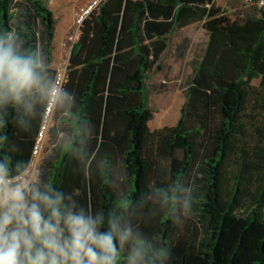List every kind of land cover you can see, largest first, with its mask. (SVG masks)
Here are the masks:
<instances>
[{"label":"trees","instance_id":"obj_1","mask_svg":"<svg viewBox=\"0 0 264 264\" xmlns=\"http://www.w3.org/2000/svg\"><path fill=\"white\" fill-rule=\"evenodd\" d=\"M223 17L216 0H106L82 25L65 87L94 126L100 154L123 161L128 184L86 183L62 149L44 169L54 187L104 210L121 194H150L152 181L164 188L180 179L196 197L189 217L177 224L160 210L136 218L153 238L164 232L171 264H264V14ZM197 24L208 40L190 62L180 119L153 132L149 75L171 36ZM56 26L49 0H0V31L20 34L25 48L41 46L49 66ZM41 124L24 130L10 119L0 129L19 147L16 159H33Z\"/></svg>","mask_w":264,"mask_h":264},{"label":"clouds","instance_id":"obj_2","mask_svg":"<svg viewBox=\"0 0 264 264\" xmlns=\"http://www.w3.org/2000/svg\"><path fill=\"white\" fill-rule=\"evenodd\" d=\"M24 44L14 30L0 31V129L11 119L29 130L36 120L44 123L51 108L55 135L48 158L62 149L86 183L99 176L114 190L128 184L123 161L100 154L94 126L79 114L63 70L50 69L41 46ZM59 120L67 122L66 130ZM19 151L7 133L0 134V264H121L122 257L123 264H171L164 232L153 238L136 218L148 221L160 210L177 224L181 215L189 217L196 197L180 179L164 188L152 181L150 194H121L114 208L93 209L46 180L39 160L16 159Z\"/></svg>","mask_w":264,"mask_h":264},{"label":"rangeland","instance_id":"obj_3","mask_svg":"<svg viewBox=\"0 0 264 264\" xmlns=\"http://www.w3.org/2000/svg\"><path fill=\"white\" fill-rule=\"evenodd\" d=\"M60 1L64 2L65 0H49V7L54 12L55 18L57 19L52 45L53 61L50 64V69L52 70L60 66H65L67 59H69L70 49L63 50L61 44L69 33L73 31L75 19L81 8L78 6L76 0L73 5L69 7L64 16ZM216 4L221 7L223 11L224 23L241 20L247 15H256L259 11L256 6L248 5L241 0H216ZM64 17L68 20L69 25L62 34L61 26ZM188 33L195 39V44L191 51L192 58L188 59L183 64H168V62L162 61L159 67L149 75L147 82L150 87V108L153 110V119L149 126L153 132L165 127H173L179 121L181 109L185 104L184 91L187 88L192 73L190 62L202 51L207 43L208 36L202 24L194 25ZM60 127L66 130L65 126L60 125ZM51 132L52 131H49L48 133L39 157L35 158L42 163L43 170L46 169L47 161L56 160V154L48 158L49 153L52 151L51 144L54 139L51 136ZM163 165H165V162H163Z\"/></svg>","mask_w":264,"mask_h":264},{"label":"built area","instance_id":"obj_4","mask_svg":"<svg viewBox=\"0 0 264 264\" xmlns=\"http://www.w3.org/2000/svg\"><path fill=\"white\" fill-rule=\"evenodd\" d=\"M243 3H246L248 5L256 6L259 11H261L264 14V0H241ZM106 2V0H86L84 4L78 2V6L81 7L79 13L77 14V17L74 22V27L73 31L69 33L67 38L62 42L61 46L63 50L65 49H70L69 53V59L66 61L65 66H60L57 69H62L63 72L62 74H65L67 76V71H68V66H69V61L71 58V53L72 50L75 46V44L79 40L80 32L83 23L85 20L94 12L99 10V8ZM61 48V49H62ZM54 70L55 71L57 70ZM51 112V108H49L48 113H45L44 117V123L41 124L40 130L38 132V135L36 137L34 149H33V159L38 158L45 140L47 139L48 133H49V127L50 125L48 124V115Z\"/></svg>","mask_w":264,"mask_h":264},{"label":"crops","instance_id":"obj_5","mask_svg":"<svg viewBox=\"0 0 264 264\" xmlns=\"http://www.w3.org/2000/svg\"><path fill=\"white\" fill-rule=\"evenodd\" d=\"M76 0H65L64 2H61V8L63 11V15H66V11L73 5V3ZM77 2H80L84 4L86 0H77ZM68 20L66 17H64V21L62 22L61 26V32L62 34L66 31L68 28ZM193 26L182 29L180 31L175 32L171 38H170V44L169 49L164 53V55L161 58V62H168V64H183L188 59L192 58V48L195 44V39L191 37L188 33L190 29H192Z\"/></svg>","mask_w":264,"mask_h":264}]
</instances>
